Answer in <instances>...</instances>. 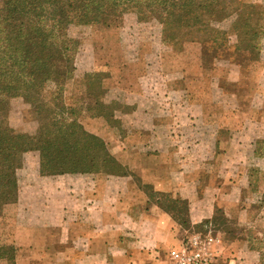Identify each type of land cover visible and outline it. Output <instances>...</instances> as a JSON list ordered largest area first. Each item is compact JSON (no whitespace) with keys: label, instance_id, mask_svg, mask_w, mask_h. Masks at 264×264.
Here are the masks:
<instances>
[{"label":"crops","instance_id":"obj_1","mask_svg":"<svg viewBox=\"0 0 264 264\" xmlns=\"http://www.w3.org/2000/svg\"><path fill=\"white\" fill-rule=\"evenodd\" d=\"M236 67L237 75L231 82L239 84L242 70ZM250 73L259 75L261 81L249 95L248 109L259 101L254 115L245 111L234 90L237 109L235 113L229 110L231 94L221 87L222 81L229 80L226 73L225 77L218 73L216 78L221 89L217 97L197 88L191 95L177 94L176 108L170 107L169 95L163 96L159 107L147 85L141 88L135 83L138 99L122 95L121 85L113 88L112 99L122 98L132 107L117 114L132 135L123 137L109 124L90 130L106 140L109 129L115 133L110 139L111 152L128 173L43 175L39 170L31 177L19 173V200L4 208L11 214L7 219L13 220V216L14 223L6 221L0 226V264H10L9 258L16 264L36 259H62L64 264H167L165 252L184 241L182 226L158 201L161 197H153L146 185L157 193L188 199L193 224L211 222L214 209L203 204L210 203L211 190L222 188L209 183L207 197H199V168L213 165L214 171L208 170L212 172L210 180L230 179L228 166L246 162L239 159L246 136L257 132L248 130L247 124L264 126V68ZM214 100L220 102L214 106ZM237 171L239 175L241 168ZM27 191L38 193L33 204L22 199ZM29 212L54 214L46 221L20 218ZM244 245L239 238L226 243L222 239L228 264H257L249 260Z\"/></svg>","mask_w":264,"mask_h":264},{"label":"rangeland","instance_id":"obj_2","mask_svg":"<svg viewBox=\"0 0 264 264\" xmlns=\"http://www.w3.org/2000/svg\"><path fill=\"white\" fill-rule=\"evenodd\" d=\"M15 1L20 2V0ZM65 1L41 0L40 5L30 12V15L37 20H43L44 30L47 28L64 29L67 42L72 47L75 69L72 76L68 78L65 71H55L51 75L53 81L50 80L43 84L46 87L49 83V89L55 87L61 94L63 92L65 102L77 107L81 122L90 132H93L91 130L96 127L98 129L107 127L108 123L103 117H91L87 111L88 105H95L98 97L101 100L104 98L106 102L110 101L111 93L109 92L113 88H119V85H121V94H127V97L133 99H138L136 94L139 92L136 90L135 83L137 82L141 88L147 85L152 88L159 107L163 105V96L169 95L170 107L176 108L178 102L176 99L180 97L177 94L191 95L197 88L199 92L217 97L221 91L216 79L218 73H222V77H225L224 73H226L229 79L222 81L221 87L229 92L232 90L238 92L242 107L254 115L253 109H257L256 105L259 101L256 100V105L248 109L249 99L252 97L249 95L255 92L257 86L261 84L258 80L259 75L251 74L250 71L253 69L248 65L245 54L234 50L232 45L234 37H231L232 42L228 43L218 32L230 28L232 20L241 8L254 4L257 5V9L264 10V0H220L221 4L212 10L208 6L211 0H98L105 6V9L109 7L111 1L115 2L116 7L112 8L113 11L105 10L94 22L82 20L75 13L70 14L68 20L57 22L54 20L55 12L58 10L55 5ZM173 2L180 7L184 3V11L180 15L181 23L167 17L165 9L167 6L165 5ZM198 4L202 6V13H199ZM7 5V0H0V28L4 24L1 21L8 11ZM17 7L23 8L22 6ZM193 15L200 16L204 20L193 21ZM227 45H229L228 48ZM224 56L229 58L223 60ZM236 61L239 62L237 65L240 66L243 77L239 84L231 82V79L234 80L237 75ZM88 74L93 75L87 78ZM43 84L40 87H43ZM105 91L103 97L102 94ZM120 101L124 102L122 98ZM219 102L220 100H214L211 104L215 106ZM229 105L232 103L229 102ZM184 106L191 107L188 103ZM10 109L11 125L16 128L26 127L30 132L37 130V113L31 110L23 95L10 99ZM104 110L111 111V108H104ZM250 128L257 132L246 136V145L240 153L241 156H238L241 162L245 160L246 162L242 165L233 162L228 166L231 173L230 179L214 177L210 180L212 172L208 170L214 171L213 165H201L199 168L201 170L199 197H207L209 193L207 184L209 183L215 186L219 184L222 188L215 192L211 190V201L210 203L205 202L203 206L211 205L214 211L218 207L225 213H230L229 216L226 214L229 221L222 223L224 217L223 212H220L217 214L218 225L206 221L193 224L186 221L190 217L181 208L183 212L181 216L186 219L185 226L182 227L183 240L190 233L204 231L208 228L218 233L217 230L220 227L228 231L227 237L249 238L250 245L254 248L260 246L264 251V154H262L264 126L248 123L247 129L250 130ZM259 132L263 133L261 138L258 137ZM93 133L96 134V132ZM114 134L109 129L106 133L107 140L103 138L110 152V139ZM257 147L261 148L259 153ZM39 167L38 154L29 151L18 173L31 177L39 171ZM239 168L241 172L237 175ZM36 194L38 193L27 191L25 198L22 197V199L33 204L37 201ZM163 198L165 199V196ZM5 206L0 210V226L6 221L9 223L14 221L13 216V220H9L10 217L7 219L6 216L11 214L4 211ZM25 214L27 216L22 215L20 218L25 217L29 221L36 219L46 221L54 213L29 212ZM7 254L11 256V253ZM249 254L251 262L252 259L257 261L256 250L250 249ZM64 262L65 260L62 259L55 261L36 259L26 264H64ZM9 263L16 264L10 258Z\"/></svg>","mask_w":264,"mask_h":264},{"label":"trees","instance_id":"obj_3","mask_svg":"<svg viewBox=\"0 0 264 264\" xmlns=\"http://www.w3.org/2000/svg\"><path fill=\"white\" fill-rule=\"evenodd\" d=\"M40 2L41 0H20L17 3L15 0H7L8 11L1 21L4 24L0 28V210L6 204L18 201L20 190L18 170L24 165L25 155L29 151L38 154L39 170L43 175L128 173L127 167L110 152L106 141L84 126L80 120L79 110L65 102L63 92L61 94L55 87L49 89V83L46 87L43 84L52 80L51 75L55 71H65L69 78L75 69L72 47L67 42L64 29L44 30L43 20H37L30 15L32 9H36ZM109 3V7L105 9L98 0H66L55 5L58 10L55 12L54 20L64 22L68 20L70 14L75 13L82 20L94 22L105 10L113 11L112 8H115L116 4L113 1ZM220 4V0H211L208 6L212 10ZM181 5L182 7L177 6L174 2L165 5L167 17L181 23L180 15L184 11V3ZM17 6H22L25 10ZM198 10L202 13L201 4H198ZM260 10L262 9H257V5L254 4L239 9L230 28L218 32L228 43H231V37H234L232 43L234 50L245 54L248 65L253 70L264 68V10ZM194 20L204 19L193 15ZM228 58L224 56L223 60ZM235 63L239 64L238 61ZM92 75L88 74L87 78ZM41 84L43 87H40ZM90 84L89 82V87ZM101 93L102 91L100 95ZM105 93L106 91L103 92V97ZM109 93H111V99L107 101L109 103L98 97L95 105H88L87 111L91 117H103L117 134L123 137L132 135L123 126V119L117 117L118 112H128L132 107L119 99H112V90ZM230 94L229 101L232 105L227 106L235 113L237 109L233 105L235 96L232 92ZM17 95H23L31 110L37 113L38 128L35 132H30L26 127L16 128L9 121L10 99ZM104 108H111V111ZM262 142L264 143V139ZM259 149L261 148L257 147L258 153ZM146 187L153 197H161L158 201H161L163 207L184 227L186 219H183L181 214L184 209L190 217L189 200L169 193H157L151 185ZM220 212H223L224 217L222 223L229 221L226 216L230 213H225L217 207L211 219L212 223L218 225L217 214ZM186 221L191 222V218ZM217 231L225 243L235 238L244 240L247 252H250V249L257 251L256 263L264 264L262 247L254 248L250 245L249 238L241 236L229 238L226 229L219 227ZM190 235L192 233L187 235L184 241H187Z\"/></svg>","mask_w":264,"mask_h":264},{"label":"built area","instance_id":"obj_4","mask_svg":"<svg viewBox=\"0 0 264 264\" xmlns=\"http://www.w3.org/2000/svg\"><path fill=\"white\" fill-rule=\"evenodd\" d=\"M167 264H228L222 238L212 228L193 232L180 246L165 252Z\"/></svg>","mask_w":264,"mask_h":264}]
</instances>
